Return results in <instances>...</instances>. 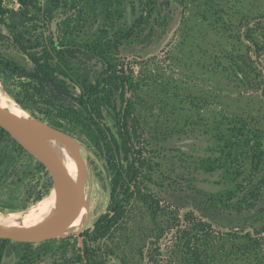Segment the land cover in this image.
I'll return each instance as SVG.
<instances>
[{
  "label": "rangeland",
  "instance_id": "374dc122",
  "mask_svg": "<svg viewBox=\"0 0 264 264\" xmlns=\"http://www.w3.org/2000/svg\"><path fill=\"white\" fill-rule=\"evenodd\" d=\"M121 1L110 6L105 0H73L47 17V0H32L24 17L20 0H2L0 57L29 68V54H39L57 36L58 42L74 40L79 57H88L82 51L91 54L93 42L109 44V57L135 69L141 81L137 107L143 144L154 166L151 180L143 184L160 200L157 217L153 220L147 205L136 199L112 233L84 235L107 211L110 187L103 160L77 139L87 166L85 189L91 182L99 189L97 213L79 233L31 245L10 241L3 264L20 259L22 264H90L79 259L86 247L102 264H185L183 233L169 228L183 223L186 212L224 232L262 225L256 207L247 206L255 200L250 188L264 178V161L255 167L247 152L252 142L242 144L237 154L243 174L235 180L224 168L204 170L201 161L214 154L218 136L235 119L260 129L264 149V0H159L152 14L145 0ZM2 86L0 78V90L10 96ZM53 139L63 147L61 161L75 168L79 179L82 171L69 145L66 151ZM261 187L259 206L264 179ZM53 188L45 166L11 135L0 133V215L27 209ZM235 188L241 190L238 198L227 203L245 198L238 209L223 204ZM155 233L162 236L158 243H152Z\"/></svg>",
  "mask_w": 264,
  "mask_h": 264
},
{
  "label": "trees",
  "instance_id": "16d2710c",
  "mask_svg": "<svg viewBox=\"0 0 264 264\" xmlns=\"http://www.w3.org/2000/svg\"><path fill=\"white\" fill-rule=\"evenodd\" d=\"M72 1L47 0L46 16ZM105 1L110 6L123 4L121 0ZM158 1L145 0L149 14L153 13ZM1 2L0 13H3ZM20 2L22 14L27 17L32 9V0ZM104 45L101 41L93 42L89 48L91 54L79 49L81 54L88 56L79 57L74 40L56 42L53 38L39 54H29L33 64L29 68L16 60L0 57V78L4 90L49 126L92 147L103 160L109 177L110 202L94 227L84 232V235L95 238L116 230L136 199L147 205L153 220L160 208L159 198L146 191L147 186L143 184L145 178L151 180L154 166L145 153L137 107L141 81L132 66L109 57L110 46ZM233 124L231 129L220 133L219 147L212 149L214 154L202 159L201 167L208 172L224 168L225 173L235 180L243 174L237 165V154L242 144L252 142L247 152L257 168L264 161V149L259 128L250 126L245 119H235ZM0 133L10 135L2 127ZM263 179L250 188L255 200L247 203L250 208L256 207L255 215L257 221L261 220L260 227L252 226L244 232H224L189 211L184 214L183 223L178 219L180 222L169 228L183 233L185 264H264V200L260 206L257 205ZM237 186L245 188V184L237 183ZM240 191L239 188L229 190L224 206L242 208L240 204L246 201L243 197L227 203L238 198ZM42 198L39 195L35 201ZM160 234H153L155 240L152 243L159 242ZM9 242L0 239V264ZM89 253L90 249L86 247L79 259L90 264H102ZM16 264H22L21 259Z\"/></svg>",
  "mask_w": 264,
  "mask_h": 264
},
{
  "label": "bare ground",
  "instance_id": "6f19581e",
  "mask_svg": "<svg viewBox=\"0 0 264 264\" xmlns=\"http://www.w3.org/2000/svg\"><path fill=\"white\" fill-rule=\"evenodd\" d=\"M4 92L9 94L6 91ZM10 96L5 95L0 90V110L6 113L7 115L13 117L17 121L31 127L37 133L39 140L43 144L48 154L54 157L56 161L59 162V164L73 177L74 181L78 185L86 183L87 166L83 157V166H81L79 162V169L82 171L83 176L82 173H80V177L78 179L76 177L77 174L75 172V168L72 167L71 169L70 167H68L69 165H66V167L65 160L61 161L62 156L64 155V150L62 149L63 147L61 148V146L57 143V141H54L53 137L59 140L62 146L65 147V150L66 145L68 144L72 153L77 159L78 154L80 153L79 142L73 140L71 136L64 133L63 131L57 130L53 127H47L45 123H43L39 118H36L31 115V113L24 109L20 104L19 105L23 109L16 107V104ZM85 192L90 202V214L87 218L82 221L80 225L69 231H66L67 233H79V231H81L82 228L85 227V225L92 221L93 216L97 213V211L94 209V204L100 197L99 189L95 185H93V182H91L88 184V190L85 189ZM73 214L74 209L69 198L64 193H62L56 186V188H53V190L47 197L38 201L36 204L31 205L27 209H24L22 211L10 212L5 215H0V222L8 225L13 229L25 233L42 225L47 220L56 218L68 219L72 217Z\"/></svg>",
  "mask_w": 264,
  "mask_h": 264
},
{
  "label": "water",
  "instance_id": "95a60500",
  "mask_svg": "<svg viewBox=\"0 0 264 264\" xmlns=\"http://www.w3.org/2000/svg\"><path fill=\"white\" fill-rule=\"evenodd\" d=\"M55 29L56 23L53 24L54 33ZM55 40L58 42L57 36H55ZM31 115L33 114L31 113ZM46 125L47 127H51L48 124ZM0 127L9 133L15 141L45 166L54 180V185L69 198L74 209L73 216L68 219H50L45 221L42 225L25 233L0 222V239L20 243H40L63 236L67 234L66 231L80 225L90 214V202L84 189L85 183L78 185L74 181L73 177L59 164V162L48 154L39 140L37 133L31 127L17 121L1 110ZM72 138L79 142L77 138ZM78 160L80 165L83 166V159L80 153L78 154Z\"/></svg>",
  "mask_w": 264,
  "mask_h": 264
},
{
  "label": "crops",
  "instance_id": "0c3cea01",
  "mask_svg": "<svg viewBox=\"0 0 264 264\" xmlns=\"http://www.w3.org/2000/svg\"><path fill=\"white\" fill-rule=\"evenodd\" d=\"M4 259H5V257L3 258L2 264H3V262H4Z\"/></svg>",
  "mask_w": 264,
  "mask_h": 264
}]
</instances>
